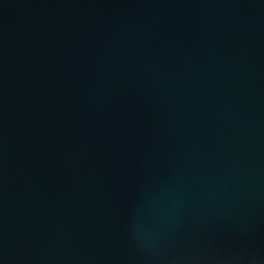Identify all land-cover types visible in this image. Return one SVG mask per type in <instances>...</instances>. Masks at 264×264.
<instances>
[{"label": "water", "instance_id": "obj_1", "mask_svg": "<svg viewBox=\"0 0 264 264\" xmlns=\"http://www.w3.org/2000/svg\"><path fill=\"white\" fill-rule=\"evenodd\" d=\"M0 264H264V0H0Z\"/></svg>", "mask_w": 264, "mask_h": 264}]
</instances>
